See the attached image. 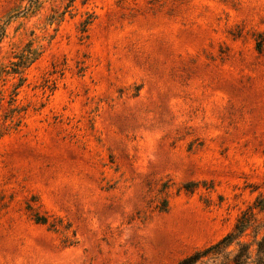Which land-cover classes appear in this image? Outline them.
<instances>
[{
  "label": "rangeland",
  "instance_id": "1",
  "mask_svg": "<svg viewBox=\"0 0 264 264\" xmlns=\"http://www.w3.org/2000/svg\"><path fill=\"white\" fill-rule=\"evenodd\" d=\"M40 1L0 39L38 49L0 75V264H174L264 219V0Z\"/></svg>",
  "mask_w": 264,
  "mask_h": 264
},
{
  "label": "trees",
  "instance_id": "2",
  "mask_svg": "<svg viewBox=\"0 0 264 264\" xmlns=\"http://www.w3.org/2000/svg\"><path fill=\"white\" fill-rule=\"evenodd\" d=\"M42 1L26 0V4L7 14L0 27V39L3 35V27L12 19L20 16H29L39 10ZM63 15V11H53L49 15L48 23L52 24ZM88 21H84V25ZM38 55V49L32 47V42L24 45L22 52L17 55V61L11 62L10 71L0 66V75L10 73L19 76L18 88L23 78L21 74ZM15 94V92H13ZM19 112V111H15ZM19 115V113H17ZM264 209V199L257 198L255 207ZM45 223V219H36ZM174 264H264V219L259 220L249 208L243 211L236 219L232 229L217 241L202 248L196 249L190 254L177 260Z\"/></svg>",
  "mask_w": 264,
  "mask_h": 264
}]
</instances>
